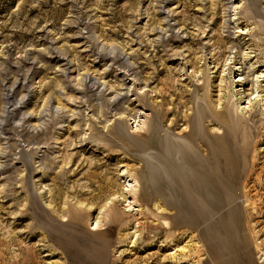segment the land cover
I'll list each match as a JSON object with an SVG mask.
<instances>
[{"label":"rangeland","instance_id":"1","mask_svg":"<svg viewBox=\"0 0 264 264\" xmlns=\"http://www.w3.org/2000/svg\"><path fill=\"white\" fill-rule=\"evenodd\" d=\"M261 73L264 0H0L1 103L13 87L0 124V264H264ZM202 104L210 145L228 129L245 143L244 221L220 256L207 218L180 224L177 207L146 202L135 183L142 137L160 127L176 142ZM112 206L123 214L113 224Z\"/></svg>","mask_w":264,"mask_h":264},{"label":"bare ground","instance_id":"2","mask_svg":"<svg viewBox=\"0 0 264 264\" xmlns=\"http://www.w3.org/2000/svg\"><path fill=\"white\" fill-rule=\"evenodd\" d=\"M261 77L264 78L263 73H261ZM12 88V86L4 88L3 101L2 103L0 101L1 125L5 121L6 109L4 107L9 105L12 99ZM1 104L3 105L1 106ZM222 113L223 115L219 113L221 121L239 127L243 131L244 129L247 130V127L243 124L244 118L238 116L239 113L236 115H228L224 111ZM208 114H210L208 105H200L193 116L187 118L185 132L175 136L177 138L176 142L170 134L171 129L161 131L160 127L148 132V137H142L144 140L142 149L144 150L143 155L146 157L147 172L143 181L135 180V183L136 185L139 184L140 188L142 187L148 191L147 196H145L142 195L143 189L138 190V194L146 202L154 201L156 196L160 195L168 206L177 207L179 213L176 214L175 220L180 224L196 223L199 215L207 218L208 225L204 227V233L207 238H210L212 256H220L228 246V242L221 239L222 236L228 235L229 228L238 230L239 226L237 224L244 221L243 200L238 190L242 185V172L248 170L246 169L247 160H245L244 167L242 164L244 162L245 143L242 147L238 146L230 138L229 133L232 135V132H229L230 129L225 130V141L219 144L215 142L211 145L206 141L202 127ZM0 129L2 130V128ZM115 129L117 133L121 134L119 125ZM159 132L162 136L159 135L158 141L155 143L154 138L155 136L158 137ZM142 142L139 140L136 144L140 145ZM205 147L207 148V155L203 154ZM234 149L239 151L235 161L231 154ZM160 172L162 173L160 174ZM163 178L167 182L163 181ZM130 181L134 180L130 179ZM166 185L168 189L161 190ZM175 190H177V193ZM205 201L211 203V207L206 213H198L197 211L191 213L190 209L186 210L184 208L190 206V203L196 204ZM135 203H139V201L135 200ZM107 214L110 216L109 220L112 224L115 223V219L120 220L123 217L122 212L116 206H112ZM101 227L102 225L99 222L92 230L99 231ZM169 228L174 230L173 226H169ZM165 231L172 233V230L161 229V232ZM161 234L163 235V233ZM167 241L168 238L165 242ZM177 242L175 237L171 240V243ZM95 244L99 245L101 242H95ZM106 250L107 247H103L100 250L101 254L105 255ZM213 260L218 264V258H213Z\"/></svg>","mask_w":264,"mask_h":264}]
</instances>
